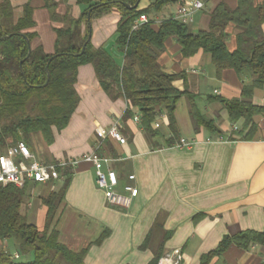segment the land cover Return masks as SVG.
<instances>
[{"label":"crops","instance_id":"1","mask_svg":"<svg viewBox=\"0 0 264 264\" xmlns=\"http://www.w3.org/2000/svg\"><path fill=\"white\" fill-rule=\"evenodd\" d=\"M153 1L141 0L139 9L149 7ZM203 1L204 7L194 13L189 24L192 32L210 28L211 13L219 3L224 2L231 9L238 5V0ZM12 3L16 19L23 15L27 4L33 8L35 26L29 30L38 35L32 46L42 45L48 53L55 52L56 29L73 27L87 6L78 0H12ZM178 6L169 4L160 12L147 15L154 18L157 26L162 20L174 17ZM53 13L57 14L56 19L52 18ZM121 19L122 12L115 6L91 18L90 22L88 16L81 22L83 36L88 32L92 44L97 48L105 47L119 64L124 61L116 44ZM226 30L227 46L233 51L240 30L234 24L228 25ZM211 60V55L203 50L185 57L175 37L167 39L166 49L159 56L164 70L184 74L185 77L174 81L175 87L195 96L197 107L214 119L225 135L223 139L203 126H196L188 95L180 98L175 110L179 139L174 140L173 145L168 144L172 136L165 114L157 117L159 127L153 125L161 134L150 137L140 122L124 117L126 99L112 98L101 88L92 64L79 67L76 89L80 102L68 126L61 131L55 129L51 145L40 133L32 135L47 162L65 159L63 156H71L68 159L81 157L97 150L113 159L111 167L118 174L119 190L122 191L130 174L136 177L133 183L139 188V194L130 208L122 209L106 201L103 191L96 185L91 163L80 162L72 170L51 228L56 227L60 241L73 250L89 246L85 256L87 264H148L163 242L164 255L160 264H172L179 258L173 254L175 249H180L178 264H200L202 255L215 249L224 235L245 230L264 232V112L254 117L257 123L254 138H238L235 131L241 128L242 121L232 122L227 109L216 97L241 98L244 86L251 83L253 77L249 73L240 75L232 68L224 69L219 76ZM252 102L264 107V86L255 89ZM116 119H120V130L127 138L124 144L107 135ZM231 135L235 139H230ZM180 138L195 143L191 148L181 149L175 146ZM208 138L212 140L208 142ZM59 187L50 189L45 195L42 188L36 193L30 189L23 204L27 209L22 213L29 217L35 202L39 201L38 216L42 218V210L45 215L44 225H37L40 229L46 225L48 211L41 197ZM151 230L149 247L141 249ZM155 230L160 231L156 245ZM107 231L105 239L100 244L95 243ZM168 255L170 259L166 258ZM209 264H264V246L251 244L243 249L231 245Z\"/></svg>","mask_w":264,"mask_h":264},{"label":"trees","instance_id":"2","mask_svg":"<svg viewBox=\"0 0 264 264\" xmlns=\"http://www.w3.org/2000/svg\"><path fill=\"white\" fill-rule=\"evenodd\" d=\"M138 1L78 0L87 5L81 18L73 27L56 29L55 52L48 53L42 45L32 46L38 35L29 30L35 26L33 8L27 4L23 15L16 19L12 0H0V148L19 140L30 146L35 133H40L51 145L55 140V129L66 128L79 105L76 83L79 67L84 64L94 66L100 86L109 96L126 99L125 118L140 114L141 128L150 137L161 134L153 125L160 114H165L172 136L168 138V144L173 145L179 137L175 110L184 95L191 98L190 111L196 126L225 137L214 119L199 110L195 96L175 87L174 81L185 77L184 74L167 72L160 64L159 56L170 37L177 39L185 57L199 50L209 53L219 76L227 68L240 75H252L253 81L244 86L241 98H216L227 109L232 122L242 121L241 128L235 131L236 136L243 140L254 138L257 130L254 117L264 112L263 106L252 102L255 89L264 86V0H238L235 9L221 2L211 13L210 28L198 32H192L188 24L174 17L162 20L157 26L151 17L148 23L133 29L134 21L141 14L158 13L165 6L182 4L184 0H154L144 9H139V5L129 7ZM115 6L122 12L116 44L124 55L123 64H119L105 47H95L88 40V32L83 36L81 31V22L87 19L90 10V16L94 18ZM57 17L56 13L52 14L53 19ZM230 24L240 30L233 51L229 50L226 41V29ZM229 138L233 140L235 136ZM72 174L73 171L68 170L59 189L41 197L48 208L44 229L29 222L21 211L29 196V184L22 188L13 184L0 187V242L13 238L15 253L32 255L28 261H19L13 252L2 246L0 264H87L85 256L89 246L73 250L60 241L57 228H51L57 205L65 196ZM151 234L152 230L141 249L149 247ZM107 235L108 231L104 232L95 243L100 244ZM163 243L154 251L148 264H160L164 255ZM251 244L264 246V232L245 230L226 234L215 249L202 255L200 264H209L213 257L222 255L231 245L247 249Z\"/></svg>","mask_w":264,"mask_h":264},{"label":"built area","instance_id":"3","mask_svg":"<svg viewBox=\"0 0 264 264\" xmlns=\"http://www.w3.org/2000/svg\"><path fill=\"white\" fill-rule=\"evenodd\" d=\"M204 5L203 0H184L182 4H179L174 18L189 25L193 21L194 13L201 10ZM149 21L150 18L147 14H141L134 21L133 29H138ZM134 119L140 122V114H135ZM120 124V119L114 120L107 135L124 144L127 142V138L121 132ZM154 125L159 127L160 123L156 121ZM234 129H237V127L234 126ZM219 139H223V137H219ZM211 140L208 138L207 141ZM194 143V140L180 138L175 146L188 149ZM83 161L93 165L96 185L103 191L105 199L110 205L122 209L131 207L134 198L139 194V188L133 183L136 178L135 175L130 174L128 182L123 185L122 191L119 190L118 174L111 167L113 159L99 154L97 150L83 154L81 157L45 162L38 159L36 153L31 150L25 141L19 140L8 145L0 152V187L13 184L22 188L27 184L38 185L49 182H62L66 178V172L74 170ZM173 254L180 258V249H175ZM15 257H18L17 253ZM166 258L170 259L171 256L168 255ZM179 258L175 259L172 264H178Z\"/></svg>","mask_w":264,"mask_h":264},{"label":"rangeland","instance_id":"4","mask_svg":"<svg viewBox=\"0 0 264 264\" xmlns=\"http://www.w3.org/2000/svg\"><path fill=\"white\" fill-rule=\"evenodd\" d=\"M190 29L193 31L192 28H190ZM211 64H212V66L215 67V65H214L212 60H211ZM39 140L43 141V139L41 137H39ZM36 141L37 140H34V137L32 136L29 147L31 148L32 151H35V153H36V155H37L39 160L45 161L44 159H45L46 155L43 154L42 152H40L41 148H40V146H37L39 144H37L38 141L37 142ZM2 150L3 149L0 148V152ZM69 157H71V156H63V158H65V159H68ZM45 162H47V161H45ZM60 185H61L60 182H49V183L44 184L43 186L41 184L39 186H35L34 184H31V186L28 187V191H30V189H32L36 193V191L38 189L42 188V193L45 195V194H48L50 189H56ZM39 207H40V204H39V201L37 200L35 202V205H34L33 209L30 211L31 213H29V215H28L29 217H27V219L31 223H34V224L39 225V226H42L45 223V215H44V211L42 210V218H39V216H38L39 209H40ZM26 209H27L26 206L23 205L21 210H22L23 213H26ZM159 232L160 231H158V230L156 231L155 230V234H156V239L154 241L155 245L158 243ZM14 244H16L15 243V239H13V238L7 239L4 243L0 242V248L3 246L7 250H9V251H11V252H13L15 254L16 249H15ZM31 258H32V255H28L27 256V255H20L19 254L17 260H19V261H28Z\"/></svg>","mask_w":264,"mask_h":264},{"label":"water","instance_id":"5","mask_svg":"<svg viewBox=\"0 0 264 264\" xmlns=\"http://www.w3.org/2000/svg\"><path fill=\"white\" fill-rule=\"evenodd\" d=\"M140 1L141 0H139L134 6H129L130 8H136V7H138V5H139V3H140ZM91 10L89 11V13H88V21L90 22V20H91ZM91 35V34H90ZM90 37V36H89ZM88 40H89V38H88ZM87 43V42H86ZM86 43L84 44V48H83V50H82V52L84 51V49H85V45H86ZM31 45H30V49H29V54L31 53ZM55 57V55L54 56H52L51 57V59H53Z\"/></svg>","mask_w":264,"mask_h":264}]
</instances>
